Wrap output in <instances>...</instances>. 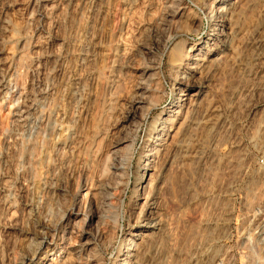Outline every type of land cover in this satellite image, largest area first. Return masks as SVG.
Listing matches in <instances>:
<instances>
[{"label": "rangeland", "instance_id": "rangeland-1", "mask_svg": "<svg viewBox=\"0 0 264 264\" xmlns=\"http://www.w3.org/2000/svg\"><path fill=\"white\" fill-rule=\"evenodd\" d=\"M178 1L0 0V264H33L45 250L51 253L43 264H61L66 255L64 264H94L92 255L111 264L132 238L140 225L136 170L145 132L170 115V101L184 87L169 58L185 43L203 46L210 26L203 0ZM229 1H236L231 19L240 31L260 20L264 0ZM239 35L217 53L220 67L204 73L199 95L191 94L193 85L184 90L189 94L167 122L173 146L152 195L170 220L181 260L166 264H264V65L233 67ZM159 56L157 81L155 71L144 70ZM141 81L148 91L130 108ZM214 105L226 110L222 128L190 122ZM176 125L179 135L171 133ZM120 137L117 155L108 157ZM195 137L205 148L198 161L190 150ZM93 205L99 216L92 218ZM98 234L102 239L76 253Z\"/></svg>", "mask_w": 264, "mask_h": 264}, {"label": "bare ground", "instance_id": "bare-ground-1", "mask_svg": "<svg viewBox=\"0 0 264 264\" xmlns=\"http://www.w3.org/2000/svg\"><path fill=\"white\" fill-rule=\"evenodd\" d=\"M218 1L219 0H203L202 5H200L201 9L203 11H205V13L208 15V17H206V18L207 19H210V26L207 25L209 28H208V31L205 33L204 39L202 40L203 41V46L202 45H200V46L199 45L198 46H193V44H187V43L183 44L182 43L183 45L180 48L181 51H180L179 55L177 54V55L171 56L169 58L170 59V62H171V65L173 66V68H175V70H179L178 71L179 74L176 73L178 75V76L176 75L177 78H178L176 80L178 81V83L184 84V87L182 89L183 91L179 92L178 95H174L172 97V99H171L170 102L173 105V107L168 108V111L170 112V113L168 112V115L169 114L170 115H174L175 112H177L179 110L178 109V108H180L179 107L180 106V102L179 101L185 99L186 98L185 95L186 94H189V93H187L184 90L190 89L191 88V85H193V86L196 87V90H195L196 93H193V90H192V93L191 94H194V95L195 94H198L199 95V93L201 91V88L204 86V83H205V77H204L205 75H204V73L206 71H208L209 68H210L209 70H211V68L213 66H219L220 65V63H221V61H219V56L220 55H218L217 53L220 52V51L222 53V51L224 52V50H227L229 48L231 49L232 46L230 47V43H231V40H232L233 37H236V39H237V36L238 37L241 36L239 34H244L243 35L244 38H243V40H241L242 43H241L240 51L239 50H238V52H234L233 51L234 53L232 54L231 51H229L230 49L228 50V52H230L232 54L231 57H229V58L231 59L230 61H231V64L233 65V67L238 68V70L239 69L244 70V72H246V69H248L250 66H253V68H254V65L255 66L257 65L258 67L260 65H264V10L261 12L260 20L258 19L259 20L258 22H255V23L253 22V24H251L252 26L251 25L248 26L247 30L244 28V30H246L245 31L246 33H241L244 30L243 29H242V31L239 30V26L237 25V21H236V19H234L236 16H234V18L231 19V15H235V14H232V10L236 9V7L235 8L233 7L234 9H231V6H234L233 4L236 1L233 0V1H235L233 3V2H231L229 0H221L222 2L223 1L224 2L223 3L216 4V2H218ZM237 5L238 4H236V6ZM250 5H251V3H250ZM178 6L179 7L181 6L180 3H179ZM174 8H175V6H173V9ZM237 9H238V7H237ZM239 10H241V9H239ZM171 11H173V10L171 9ZM182 11H183V9H182ZM174 12L176 14H178L179 13V10H174ZM173 15L174 14H172V16ZM236 15H237V12H236ZM258 18H259V16H258ZM185 21L186 20H184V22ZM189 21H188V23H190ZM192 21H194V20H192ZM164 22H165V20H164ZM167 22L169 23V21H167ZM179 22H181V21H177L178 24H179ZM197 22H198V20H197ZM159 23H161V22H159ZM157 27L160 28L159 26H157ZM158 28H155V30H157ZM178 29L179 28H177V30ZM155 30H154V34H153V37H152V42L155 44V46H157L159 48V45H163V44L160 41V38H158L157 36H155V34H156L155 33ZM239 31H240V33L238 35H236ZM174 32H175V30H174ZM239 41H237V42H239ZM202 47L204 48L203 50H202ZM221 55H223V54H221ZM227 56H229V54ZM217 62H219V64ZM160 63H161V57L159 56L157 58V61L153 62V64L150 63V65L148 67H145L144 72H148V71L153 70V71H155L154 74L156 76V80H157V78L159 79V77L162 76L161 75L162 73L160 71ZM257 66H256V68H258ZM263 68H264V66H263ZM260 71H261V69L259 70V72ZM173 72H175V71H172V73ZM210 72H212V71H210ZM250 72H252L251 69H250ZM253 72H257V70L256 71H253ZM262 72H264V70ZM198 73H201V74H198ZM196 74H197V76H196ZM206 78L208 79V77H206ZM143 81H144V79H143ZM143 81H141V82H143ZM157 81H159V80H157ZM184 81H186V82H184ZM154 82H155V80H154ZM146 83H147V80H146ZM153 85L156 86V83H154ZM137 89H138L139 92H136L134 94L133 99L131 101V105L129 106L130 108L132 107V108L135 109V108L138 107V103L141 101L142 96L148 91L147 90L148 89V86H146L144 84V82H143L140 85H138ZM144 91H146V92L144 93ZM151 91H153V90H151ZM142 93H143V95H142ZM175 93H177V92H175ZM154 95H155V93H154ZM188 99L190 100V98H188ZM193 100H195V99H193ZM193 100H191L190 102H192ZM185 101H188V100L186 99ZM195 103H197V102H195ZM195 103H194V105H195ZM196 106H198V105H196ZM190 107L192 108V106H190ZM224 109H225L224 107L221 108V106H215L214 105V107L212 109H210L211 111H208L207 110L208 112H211V113L208 114L206 117H204V115H203V117H200V118L199 117H196V116H195L196 117L195 118L193 116L195 119L192 117L194 121H191L190 120V122H192V123L194 122L193 125H195L196 127H197V124L198 123H202V124L204 123L205 125L207 124V125H209V127L210 126H214L215 124L219 123L218 126L221 127L220 126L221 125V121H222V118L224 117V116L223 117L221 116V112ZM224 111L226 113V110H224ZM179 115L182 116L181 114H179ZM169 116L167 117V115H166V116L162 117L159 120H153L152 124L149 125V128L145 132V137L143 139V144H142V147H141L142 148V151H141L142 152V154H141L142 155V163L139 165L138 170H136L137 173L135 171V173H136V183H137V185L139 187L138 189L140 190L139 192L137 190L138 193H136V194L139 195V196L141 195V197H142V203L140 204L139 209H138L137 214H136V217H134V218H138V220H140V225L138 226V228L136 229V231L131 232L132 238L129 239L127 241V243H125L124 245H122L121 247L118 248L117 253H116L113 261L111 262V264H160V261L162 263V261L164 259H166V258H169V261H173V260H170V259H174V260H177L178 259V260H181V259H179L180 258V251L176 249L175 245H173L175 239L172 240L171 237H173V236L170 235L172 233H169L170 232L169 231L170 225H169V222L167 221L168 217H166L167 215L166 216L163 215V212L161 213L160 211L159 212L157 211V210H159V208H158L159 206L157 207V204L155 203L156 200L155 201L153 200V195L155 193L152 195V193H153L152 191L156 187L155 186L156 185L155 184V181L157 179H159L160 176H162V169L164 167V163L166 162L167 151H168V149H167V145H168L167 144V139L169 141V139L172 138V135H171V137H169V135H170L169 134V131L172 129V127H170V125L167 124V122L169 121L168 119H171V118H169ZM125 120H126V117L124 118V121ZM155 121H156V123H155ZM171 124H172V122H171ZM200 125L201 124H199V126ZM214 128H216V127H214ZM177 129H178V126L176 125L175 126V130L173 132H171V133H174V135H175L178 132ZM177 135H179V133H177ZM176 138H177V136H176ZM179 139H181V138H179ZM122 140H124V139L121 138V137L114 140L113 145L111 146V148L113 150L111 151V153H109V152L107 153V156L108 157H112L113 158L115 155H117L118 150L121 148V147L119 148L118 144ZM177 141L178 140L175 139V142L174 143H176ZM193 141H195V142L192 143L193 145H191L192 146V149H190L191 150V157L195 158V160L198 161V159H200L201 156H202V154L204 153L203 149H205V148H202V146H201L202 145L201 138H196L195 137V140H193ZM213 142H215V140ZM180 143H181V140H180ZM182 144H183V147H184V142ZM182 144H179L180 147H181ZM171 145H170V142H169V145L168 146L170 147ZM174 145H177V144H174ZM124 148H122L121 150H123ZM174 148H175V146H174ZM178 149H179V147H178ZM178 149H176V150H178ZM121 150H120V152H121ZM172 151H173V149H172ZM171 152H170V154L169 153L168 154L171 155V156L172 155H175V154H171ZM176 152H178V151H176ZM189 152H188V154H189ZM209 152H210V148H209V151L207 153H209ZM118 154H120V153H118ZM205 154H206V152H205ZM205 154H204V156H205ZM189 156H190V154H189ZM169 157H168V159H169ZM210 157H211V155H210ZM206 158H205L206 162H208L211 159V158L210 159H208V158L206 159ZM117 161H119V160H117ZM154 162H155V164H154ZM114 166H116V165H114ZM114 166H113V168H114ZM148 169H151V170L148 171ZM163 171H165V169ZM147 172H149L148 173V176L146 175ZM93 198L92 199L94 201L92 200V202L94 203L96 201H95V197H93ZM96 204L97 205H100L98 202ZM93 206L94 207H92V208L89 209V210H92L91 211V216H92V218L93 217H98L99 216V211L97 209L98 206H96V205H93ZM132 206H133V204H132ZM130 208H131V205H130ZM130 216H131V214H130ZM134 220H136V219H134ZM101 237H102L101 234H98L96 236L94 235L92 238H90L89 235H88L87 238L84 237L85 240L82 241V243H80L78 245V247L76 248V253L79 252L80 250L84 249L85 245H87L89 242H91V240L93 241V240H96V239H100ZM174 237H175V235H174ZM105 242L108 243L107 240ZM196 246H199V245H196ZM197 248H199V247H197ZM201 248H203V247H201ZM205 248L206 247H204L203 250H205ZM52 249H53V247H52ZM196 251H197V249L194 251L195 254H196ZM212 251H210L211 252L210 256L212 255ZM50 253L51 252H48V250H45V253H43V255L37 257V260L34 261L33 260V257L30 260L31 261L33 260L32 261V262H34L33 264L42 263V261L46 258L47 254H50ZM208 254H209V252H208ZM210 256H208V261H209V259L211 257L213 259H216V258L218 259L219 258L218 260H220L222 258L221 254H219V252H218V254L212 255L211 257ZM66 258L69 259V257H67V255L64 256L63 259L66 261ZM223 258H225V257H223ZM64 260L61 261V264H64V262H65ZM101 260H102L101 255L100 256L99 255H97V256L96 255L95 256L92 255V258L90 256V261H93L94 264H102ZM210 260H212V259H210ZM169 261L167 260V262H169ZM174 262H176V261H174ZM179 262H181V261H179ZM179 262H177V263H179ZM182 262H184V261H182ZM177 263H175V264H177ZM219 263H221V262H219ZM65 264H67V263H65ZM162 264H166V263L163 261Z\"/></svg>", "mask_w": 264, "mask_h": 264}]
</instances>
